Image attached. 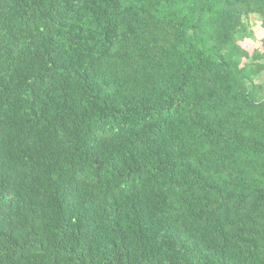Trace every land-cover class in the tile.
Listing matches in <instances>:
<instances>
[{"label": "trees", "instance_id": "obj_1", "mask_svg": "<svg viewBox=\"0 0 264 264\" xmlns=\"http://www.w3.org/2000/svg\"><path fill=\"white\" fill-rule=\"evenodd\" d=\"M252 15L0 0V264H264Z\"/></svg>", "mask_w": 264, "mask_h": 264}, {"label": "rangeland", "instance_id": "obj_2", "mask_svg": "<svg viewBox=\"0 0 264 264\" xmlns=\"http://www.w3.org/2000/svg\"><path fill=\"white\" fill-rule=\"evenodd\" d=\"M259 20L257 16L250 17V25L253 29L254 35L245 38L243 41H240V44L249 52H252L255 49H259L261 52H264V46L261 45V38L264 37V30L259 25Z\"/></svg>", "mask_w": 264, "mask_h": 264}]
</instances>
